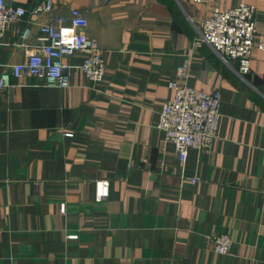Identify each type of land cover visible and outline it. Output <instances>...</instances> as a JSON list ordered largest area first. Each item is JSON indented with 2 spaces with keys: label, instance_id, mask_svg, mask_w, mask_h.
Returning <instances> with one entry per match:
<instances>
[{
  "label": "crops",
  "instance_id": "1",
  "mask_svg": "<svg viewBox=\"0 0 264 264\" xmlns=\"http://www.w3.org/2000/svg\"><path fill=\"white\" fill-rule=\"evenodd\" d=\"M5 1L26 15L1 40L0 75L29 53L16 46L25 27L34 47L41 25L74 8L105 69L92 83L76 52L62 58L68 88L24 76L0 91V264H264V51L242 78L236 61L191 49L213 8L239 4L255 7L264 40V0H51L39 14L42 0ZM185 57L186 84L220 92V119L211 149H189L181 167L157 124ZM99 179L109 194L97 203ZM221 234L226 255L209 242Z\"/></svg>",
  "mask_w": 264,
  "mask_h": 264
},
{
  "label": "built area",
  "instance_id": "2",
  "mask_svg": "<svg viewBox=\"0 0 264 264\" xmlns=\"http://www.w3.org/2000/svg\"><path fill=\"white\" fill-rule=\"evenodd\" d=\"M108 3L110 0H98ZM208 0H192L194 4ZM51 0H42L30 14L49 13ZM256 9L252 5L239 4L230 9L213 8L210 14L196 26V35L191 49L197 50L203 44L209 46L224 61H236V73L240 77L250 74V61L254 51H264V40L255 29ZM26 15L22 7L7 4L0 0V47L2 38L11 24ZM86 20L78 9H71L67 18L52 16L39 27L38 44L26 45L30 30L25 27L21 41L16 46L29 49L21 63L5 66L0 75V91L12 87V79L32 76L43 86L65 89L70 84L71 66L62 62L65 56L83 52L86 57L77 67L92 83L102 80L105 64L98 44L84 31ZM190 57H185L176 68V81L169 82L173 91L171 100L162 104L157 127L164 138L174 144L177 159L182 167L189 149L208 152L216 137L220 119V92L209 93L197 90L186 84ZM195 184L197 178H187ZM109 181L99 179L94 182V201L101 202L108 197ZM64 212V205L60 207ZM213 252L226 255L231 241L228 235H213L209 238Z\"/></svg>",
  "mask_w": 264,
  "mask_h": 264
}]
</instances>
